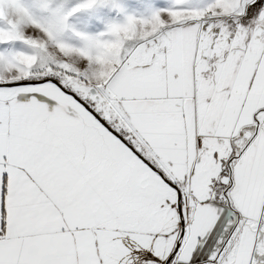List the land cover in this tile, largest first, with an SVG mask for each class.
Segmentation results:
<instances>
[{"label":"snow or ice","instance_id":"obj_1","mask_svg":"<svg viewBox=\"0 0 264 264\" xmlns=\"http://www.w3.org/2000/svg\"><path fill=\"white\" fill-rule=\"evenodd\" d=\"M0 264H264V0H0Z\"/></svg>","mask_w":264,"mask_h":264}]
</instances>
